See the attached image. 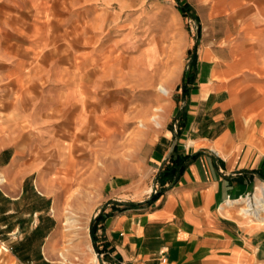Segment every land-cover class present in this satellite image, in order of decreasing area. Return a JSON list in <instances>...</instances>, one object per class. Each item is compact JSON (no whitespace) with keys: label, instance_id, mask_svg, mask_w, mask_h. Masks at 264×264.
Returning <instances> with one entry per match:
<instances>
[{"label":"crops","instance_id":"0c3cea01","mask_svg":"<svg viewBox=\"0 0 264 264\" xmlns=\"http://www.w3.org/2000/svg\"><path fill=\"white\" fill-rule=\"evenodd\" d=\"M201 2L205 12L189 70L183 60L193 42L180 39L173 55L174 71L182 74L180 86L170 87L180 95L178 104L163 103L168 127L149 152L159 191L105 215L97 231L99 247L114 264L264 260V226L234 207L222 208L264 181V5ZM125 8L109 21L118 37L129 24L122 19ZM80 23L79 0H0V243L9 246L16 235L37 243L24 259L9 250L14 264H63L52 248L60 239L64 198L38 188L33 175L45 163L33 156L30 115L15 109L20 102L32 105L26 92L33 88L79 89L65 79L63 66L71 59V75L79 74L74 45ZM64 37L71 54L55 45Z\"/></svg>","mask_w":264,"mask_h":264},{"label":"rangeland","instance_id":"374dc122","mask_svg":"<svg viewBox=\"0 0 264 264\" xmlns=\"http://www.w3.org/2000/svg\"><path fill=\"white\" fill-rule=\"evenodd\" d=\"M79 2L80 42L74 45L79 74L71 75V59H64L63 66L68 72L65 79L77 83L79 89L67 92L33 88L26 92L32 105L20 102L15 112L20 116L29 114L32 119L28 131L32 147H36L33 156L45 163L37 174L33 173L38 175V188L51 198H64L60 239L52 248L54 258L63 264H114L113 257L99 247L97 231L105 215L159 191L149 152L155 136L168 125L162 122L165 111L153 108H163L170 99L178 104L180 95L170 87L175 83L177 88L180 86L182 74L174 71L177 60L173 55L180 39L193 42L183 60L184 71H188L205 5L201 0H126L122 3L126 7L122 19L127 18L129 24L124 35L118 37L109 21L114 10H122L120 1ZM241 3L254 7L264 5V0ZM236 8L233 6V10ZM55 45L62 46L64 55L72 52L66 37ZM160 83L168 88L167 94L157 89ZM57 102L61 104L49 105ZM155 112L159 114L158 125L149 119ZM259 186H264V181L248 192L259 194ZM226 207L237 209L234 205ZM250 221L264 226V220ZM91 223L103 263L91 242ZM8 245L0 243V264H14L8 260L9 250L24 259L37 243L24 242L16 235Z\"/></svg>","mask_w":264,"mask_h":264},{"label":"bare ground","instance_id":"6f19581e","mask_svg":"<svg viewBox=\"0 0 264 264\" xmlns=\"http://www.w3.org/2000/svg\"><path fill=\"white\" fill-rule=\"evenodd\" d=\"M223 1V0H222ZM221 1V2H222ZM232 0H226L227 3H230ZM233 2V1H232ZM226 3V5H227ZM224 4V3H223ZM157 89L159 90V92L163 93V94H167L168 93V88L164 85V84H159L157 86ZM163 108L157 106L155 108H153L154 111H159ZM158 117H159V114L157 112L153 113L150 115L149 119L154 121V124H160L159 121H158ZM141 122L143 124V119H141ZM140 125V124H139ZM144 125V124H143ZM146 126V125H145ZM259 194H255L254 197H253V200H250L251 204H253V212L252 214L255 216L256 219L260 221H263L264 220V186L260 187L259 186ZM241 200H238V201H228L225 205L222 206V208H224V206L226 205H232V203L234 202H239ZM248 201V199L246 200V204H249L250 203ZM241 211H242V216H248L247 215V210L245 209V207H242L241 208ZM68 216V215H67ZM66 216V217H67ZM70 217V216H68ZM72 223V222H70ZM62 258L64 260H66V257L65 256H62Z\"/></svg>","mask_w":264,"mask_h":264},{"label":"built area","instance_id":"2783aa9c","mask_svg":"<svg viewBox=\"0 0 264 264\" xmlns=\"http://www.w3.org/2000/svg\"><path fill=\"white\" fill-rule=\"evenodd\" d=\"M253 197H254V193L253 192H246L245 194L239 196L238 198H235V199H231V200H227L225 202V204L228 202V201H238V200H241L239 202H234L232 203V205L234 206H237V209L239 211L240 214H242V211H241V208L242 207H245V209L247 210V215L246 216L247 218H250V219H256L255 216L252 214L253 212V204H251L250 200H253ZM248 199V201L250 202L249 204H246V200ZM160 255H161V260H165V256H164V249H160L159 251ZM258 264H264V263H258Z\"/></svg>","mask_w":264,"mask_h":264},{"label":"water","instance_id":"95a60500","mask_svg":"<svg viewBox=\"0 0 264 264\" xmlns=\"http://www.w3.org/2000/svg\"><path fill=\"white\" fill-rule=\"evenodd\" d=\"M90 236H91V233H90ZM91 241H92V244H93V246H94V248H95V253H96V255L99 257V259H100V263H103V261H102V259H101V254L99 253V251H98V249H97V245H96V242L93 240V238L91 237Z\"/></svg>","mask_w":264,"mask_h":264},{"label":"trees","instance_id":"16d2710c","mask_svg":"<svg viewBox=\"0 0 264 264\" xmlns=\"http://www.w3.org/2000/svg\"><path fill=\"white\" fill-rule=\"evenodd\" d=\"M99 218V215L96 217V219H98ZM95 219V220H96ZM94 230H95V228H94V223H91V225H90V233H91V237L93 238V240L94 241H96L95 240V236H94Z\"/></svg>","mask_w":264,"mask_h":264}]
</instances>
